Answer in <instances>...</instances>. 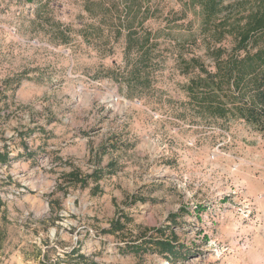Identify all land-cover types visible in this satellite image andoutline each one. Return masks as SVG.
Here are the masks:
<instances>
[{
	"label": "rangeland",
	"instance_id": "374dc122",
	"mask_svg": "<svg viewBox=\"0 0 264 264\" xmlns=\"http://www.w3.org/2000/svg\"><path fill=\"white\" fill-rule=\"evenodd\" d=\"M139 1L146 19L115 37L83 0H0V264H264V134L180 114L178 56L208 62L196 20L179 0ZM129 27L153 37L149 87L122 79ZM122 216L124 234L103 233ZM163 226L172 261L119 250Z\"/></svg>",
	"mask_w": 264,
	"mask_h": 264
},
{
	"label": "trees",
	"instance_id": "16d2710c",
	"mask_svg": "<svg viewBox=\"0 0 264 264\" xmlns=\"http://www.w3.org/2000/svg\"><path fill=\"white\" fill-rule=\"evenodd\" d=\"M83 1L84 10L92 17L103 22L110 19L111 26L117 21L115 37L120 36L121 28H125L132 17L142 13L146 19L149 13L148 7L141 8L139 0H109V4L108 0ZM179 1L193 13L197 25L194 43L202 44L208 61L205 63L196 55L189 58L178 56V71L186 77V82L180 86L186 98L180 114L197 123L242 121L264 134V0ZM79 35L85 40L89 37L84 28L81 32L79 30ZM152 40L148 30L141 35L130 27L125 31L122 52L124 71L121 76L129 89L150 86L148 64L155 45ZM8 160V151H0V165H5ZM101 173L78 176L71 172L68 180L85 187L90 178L100 179ZM4 208L5 202L0 196V212ZM122 217L123 222L113 221L103 233L124 234L131 220ZM175 220L176 214L173 213L166 219L172 225L176 223ZM122 242L124 247L119 250L137 258L157 254L172 261L176 254L181 253L176 244V235L168 226L144 229L138 235L130 234V238ZM75 253L72 250L66 255ZM78 257L84 259L82 255Z\"/></svg>",
	"mask_w": 264,
	"mask_h": 264
}]
</instances>
